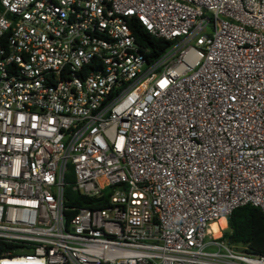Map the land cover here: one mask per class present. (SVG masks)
I'll use <instances>...</instances> for the list:
<instances>
[{"label":"built area","instance_id":"built-area-1","mask_svg":"<svg viewBox=\"0 0 264 264\" xmlns=\"http://www.w3.org/2000/svg\"><path fill=\"white\" fill-rule=\"evenodd\" d=\"M246 202L264 216V0H0V264H264L212 228Z\"/></svg>","mask_w":264,"mask_h":264},{"label":"trees","instance_id":"trees-1","mask_svg":"<svg viewBox=\"0 0 264 264\" xmlns=\"http://www.w3.org/2000/svg\"><path fill=\"white\" fill-rule=\"evenodd\" d=\"M127 24L134 36L135 41L142 47L147 48L148 58L159 55L167 46L168 40L147 32L134 18L128 17ZM66 181H71V172L66 173ZM111 187L103 190L98 196H86L73 190L70 185L64 188L66 205H89L101 207L107 204V195ZM74 210L67 211L68 214ZM226 225L222 230L221 237L227 243L245 250L248 253L264 255V216L261 209L249 202L235 206L225 217Z\"/></svg>","mask_w":264,"mask_h":264},{"label":"bare ground","instance_id":"bare-ground-1","mask_svg":"<svg viewBox=\"0 0 264 264\" xmlns=\"http://www.w3.org/2000/svg\"><path fill=\"white\" fill-rule=\"evenodd\" d=\"M217 224L224 225L225 224L224 218L223 217H219L216 222L212 223V228L214 229L215 234L218 233Z\"/></svg>","mask_w":264,"mask_h":264},{"label":"crops","instance_id":"crops-1","mask_svg":"<svg viewBox=\"0 0 264 264\" xmlns=\"http://www.w3.org/2000/svg\"><path fill=\"white\" fill-rule=\"evenodd\" d=\"M224 221H225V219H224ZM224 225H226V221H225V224Z\"/></svg>","mask_w":264,"mask_h":264}]
</instances>
